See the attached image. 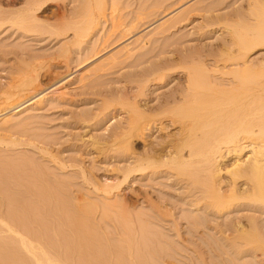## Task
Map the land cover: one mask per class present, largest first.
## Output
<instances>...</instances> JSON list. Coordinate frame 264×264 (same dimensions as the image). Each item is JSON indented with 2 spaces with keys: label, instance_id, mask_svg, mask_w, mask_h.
Returning <instances> with one entry per match:
<instances>
[{
  "label": "bare ground",
  "instance_id": "1",
  "mask_svg": "<svg viewBox=\"0 0 264 264\" xmlns=\"http://www.w3.org/2000/svg\"><path fill=\"white\" fill-rule=\"evenodd\" d=\"M21 1L24 2L22 4L24 6L17 7L18 0H10V8L13 6L16 8L3 10L7 14L5 13V18L0 19V27L8 22L28 29L30 26L36 25L35 21L39 22L36 11L44 10L46 7L44 0V3H39L36 0ZM64 1H56L53 5L54 8H51L53 16H56V20L59 19L58 23L55 22L56 25H51L52 29L56 30L55 38L60 36L63 38L61 39L63 41L60 52L64 60L57 61V65L61 61H65V63L69 61L71 48L74 45H83V42L88 41V37L98 26L100 27V24L110 20V30L114 34L119 32L121 38H126L128 35H132L135 28L138 29L142 25L140 23L149 12L154 11L153 9L157 11L156 8L150 9L149 7L142 11L138 9L136 12L135 10L136 13L134 12L135 15H133V19L130 18L131 22L128 24L129 22L125 21L126 16L125 20L122 19L123 12L120 3L123 2L120 0H73V3L76 1V5L74 4L71 9ZM163 2L164 0L160 3ZM248 7L254 13L259 11L257 16L254 15L256 17L254 19L258 20V24L255 21V26L248 24L247 21L245 23V20L243 22L240 18L235 21L233 19L229 21L225 19V22L221 20L223 22L221 28L228 35L226 41L223 42L225 40L223 39L213 49H206V45L205 49L202 48L203 46L186 48L184 51L174 49L171 50L172 52L170 51L172 53L170 55H163V57L160 54L159 60H154L149 63L148 67L136 72L134 84L130 85L128 80L121 82L122 85L117 90L119 93L117 100H115V96L112 97L113 95L110 98L114 99L109 98L110 100L107 101L104 99L101 110L119 106L118 114L113 111L115 114L113 117L118 115L120 123L116 121L119 125L113 126L116 127L113 130L110 128L111 131H115L111 135L113 138H107L108 142L109 140L112 142L104 143L103 141L106 140L102 139L104 146H100L96 143L101 142L96 139L95 144L99 145L97 148L101 151L107 150L108 153V148L115 147V149H122L120 152L124 150V152H128L126 154L133 155L126 156L129 163L126 161L128 164L125 165V168L123 167V172L121 170L120 177L123 176L122 179L120 178L121 181L116 183L114 180L115 183H111L113 181L105 183V187L100 185L101 182H97V184L99 183L101 187L98 186V188L107 194H105L107 196L105 198L111 200L108 197H112V195H108L113 194V189H120V185L128 183L135 174L148 178L166 177L171 179L172 185L182 190L181 196L183 197L180 198V201L189 206L188 210L191 216L188 223L192 229H200L207 222L206 225L210 230H214V234H219L215 236H219L225 242H230V245L237 246L238 249L239 246L240 249L244 246L248 247L245 251L252 253L250 255H253V260L259 259V257L264 260V224L262 223V228L260 223L256 222L255 218L258 217L256 214L249 218L247 225L242 224L238 218H232L233 221L230 220V224L218 220L222 214L231 213L232 208L239 207L242 203H245L246 205L243 204L245 206L248 205L251 211L264 214V52L260 58L252 56L257 49H264V15H262L264 0H248ZM3 12L0 14L2 15ZM185 17H187V13H181L174 17L167 26L160 25V28L157 27L160 29L158 34L162 32L164 34L168 27L176 26ZM164 23L166 25V22ZM107 41L105 40V44ZM34 56L28 57V59H25L27 56H23L25 58L21 57V59L19 57L17 58L19 62L15 58L18 63L6 72L8 74L5 75L6 79L3 80V76H0V81L3 82L0 83V117H6L12 112L17 113L33 104H41L47 95L58 94L56 97H59V94L63 93L60 92L61 85L65 83L63 79L65 80L69 75L65 76L66 78L53 81L54 83L50 81L52 84L48 87L45 86L47 84L43 82L42 77L46 73L49 74L51 66L54 64L51 60L56 61V59L53 56L50 58ZM86 59L87 57L84 61ZM82 63H84L83 60ZM152 86L155 89L150 90ZM165 87H167L165 90L156 92ZM149 90L150 92H148ZM105 92L110 91L106 90ZM99 107L101 108L100 105ZM82 115H86V113ZM85 119L87 118L85 117ZM11 132L15 133V131ZM24 132L20 133L22 137V134L26 136V132ZM2 133L3 131L0 133V233H4V235H0V264H74V261H77V264H106L105 259H112V257L105 258L107 255L99 250V247L97 248L99 245H97L93 232L89 230L88 234H92L95 239L92 235L90 237L87 234L89 228L85 227L87 224L81 220L84 219L83 215L77 217L78 210H80L77 200H81V196H79L81 193L78 189L77 192L73 190L74 184L71 183L73 179L70 180L72 176L65 175L69 170L64 172V175L70 176L71 182L67 177L66 179L61 178L62 174L58 176V172L54 173V170L61 169L63 171L69 166L77 165L78 167L77 160L71 159L73 163L77 162V164L70 162L69 165L68 158H63L62 155L60 157V154L54 155L56 151H53L55 153L52 154V146L45 142L51 149L46 147L44 139L40 148L44 149L51 158L45 155L46 161L40 164L39 158L30 156L26 150L23 152V149H16L22 145L31 144L28 137L15 136L17 133L14 135L13 133L10 135ZM140 142L144 147L141 150L136 148V144ZM118 151L117 153H119ZM126 154L120 155L123 157ZM47 157L54 166L60 169H53L49 165L52 167V170L51 167L49 170V167L44 164L47 163ZM40 158L42 159V156ZM92 187L94 188V186ZM145 199L147 205L145 204L144 208H149L148 211L144 210L136 215L131 214L126 201H121L123 204L118 203L122 205H120L121 208L117 205L122 217L118 214L116 206L114 207L117 202L112 205L108 204L114 207L118 217H121L120 219L124 218L126 228L135 225L133 228H137L138 233L142 234L140 236L144 237V244L148 243L152 247L157 243L159 246L158 243L163 236L159 235L157 231L155 232L157 229L150 228L158 222H163L166 217L173 218L172 209L176 208L177 203H169L165 198H155L153 195H149ZM110 203L112 202L110 201ZM88 206L92 211V204ZM103 206L104 204L101 207L103 208ZM111 209L113 210V208H110V213ZM88 210L85 209L83 213L89 218ZM105 213L107 214V212ZM205 218L208 221H205ZM178 226L175 224L174 228L179 235ZM106 242L104 243L106 244ZM99 243L101 242L99 241ZM148 244L147 247H149ZM113 245L111 248L114 247ZM167 247H163L164 250ZM169 247L171 248L170 244ZM156 248L153 247L152 251L149 249L150 253H154V256L159 252V249L156 250ZM240 249L236 254L243 253V250ZM223 252L225 254L224 250ZM130 256L132 257V255ZM258 259L255 261L259 263L260 259L259 261ZM107 262L112 263L111 260Z\"/></svg>",
  "mask_w": 264,
  "mask_h": 264
},
{
  "label": "rangeland",
  "instance_id": "2",
  "mask_svg": "<svg viewBox=\"0 0 264 264\" xmlns=\"http://www.w3.org/2000/svg\"><path fill=\"white\" fill-rule=\"evenodd\" d=\"M36 1H38L39 3L45 2L46 7L44 8V10H41L39 12L36 11L37 17L39 18V22L35 21L36 23L35 26L32 27L30 26V28L26 29V28L18 27V25H13L7 22L0 27V76H3V80L6 79V76L8 75L6 72H8L9 69H12L13 65L15 66L19 62V59L17 58L20 57L21 59V57L25 58L27 56V58L25 59H28V57L31 58L35 55L34 57L44 56L45 58L48 57L50 58V56L51 57L53 56L56 59V61L51 60V62L54 64L51 66L50 69L51 72L49 71L50 75L46 73L44 74L45 77L44 76L42 77L43 82L47 84V85L44 84L45 86L48 87L52 83L57 81V79L59 80L66 78L68 75L70 79H68L69 77L65 79L66 81L63 79V82L65 83L61 85L62 91L60 90V92L63 93L59 94V97H56L58 96V94H55L53 96L47 95V97L46 96L44 97L45 98L43 100L44 102H42L41 104H33L29 107L22 109L17 113L12 112L6 115V117L5 116L0 117L1 118L0 131L3 128L2 134H7L6 131H8V133L9 132L11 134L13 133V135L17 133L15 134V136L17 135L20 137H22L20 133H23V131H25L26 136L25 134H22L23 137L24 136L26 138L28 137V139L32 143L22 145L21 147L16 149H21V150L23 149L22 150L23 152H25L26 150L27 154H29L30 156L33 157L35 156V158H39L40 160L39 159L36 160H39L40 164H42L43 161H46L45 159L46 156L51 158L49 155L45 153L46 151L44 149L40 148L41 147L40 144L41 142L43 144L44 139H45L44 143L46 142L47 144H50L52 146L53 149H51V147L47 146V144L45 143L46 147H49L52 150V154L55 153L53 151H56L54 155L60 154V157L62 155L63 158L64 157L66 159L68 158L69 165L71 164L70 162H72V164L75 165L78 162L79 168L77 167V165L76 166L73 165L75 168L73 166H69L63 171L60 168L54 166V164L50 162V159L48 157H47L48 158L47 163L44 164H46L45 166L47 167L51 165L53 169L55 168L60 169L61 173L60 170L57 171L54 170V173L58 172L57 173L59 174L58 176H60L61 174L64 175L66 171L69 170L68 172L69 174L66 173L65 175H71L72 177L70 176L69 177L70 180L73 179V181L71 180L72 181L71 182L69 180V177L65 175L64 176L61 175V178L64 177V179H66L67 177L68 180L72 183V185L74 184V187L72 186L73 190H76L77 192L78 189L79 193H81L79 195L81 196V200L76 199L79 205L78 207L81 210V211L78 210L79 214H77V217L78 216L82 217L83 215L84 219L81 220L85 221V224H87V226H85V224L84 226L89 228L87 230L88 231L87 234L90 233L89 230L93 232V235L95 236L97 241V245H99L97 246V248L99 247L98 249L103 251L104 254L107 255L105 256V258L108 256L110 258L112 257V259H107V258H106L107 260L105 259L106 264H109L107 262L109 260L112 261V263L110 262V264L113 263L139 264L141 263V261H142L141 264H241V263L264 264V262H262L264 260H261L260 257H259L260 259L259 263L255 261L258 258L254 260L252 259L253 255L252 256L250 255L252 253L249 251H245V249L247 250L248 247L244 246V248H242L241 246L242 249H240L239 246V249L241 251L243 250V253L236 254L237 251L239 250L238 247L237 246L234 247V245H230L231 244L230 242L229 243L225 242L219 236H215L219 234H214L215 231L210 230L208 225H206L207 222L205 223V226L201 227L200 229L199 228L197 230L192 229L191 225L188 223V219L191 216V214L189 213L190 211L188 210L189 206L184 205L183 202L180 201V198L183 197L181 196L182 190L179 189L177 186L172 185L171 179H167L166 177L148 178L145 176L142 177L140 175L135 174L133 175V177H131L128 183L120 185L121 187L120 189L119 188L113 189L114 190V191L112 190L113 194L111 193L110 195H108V196L112 195V197H108L111 200H107L106 199L107 196H105L106 193L104 192V190L99 189L98 186L103 187L105 183L107 184L110 183L111 181H113L111 183H115V182L118 183L119 181H121L123 176L122 177L120 176L122 175L125 165L129 163L126 160V156L128 155L132 156L133 154L131 153L126 154L128 152H124V150L123 152H120V150L122 151V149L116 148L117 150H119L118 151L119 153H117L115 147H112L113 149L108 148V153H107V150L101 151L97 148V146L99 145H96V144H100V146H104V143L108 142L109 138H113L111 137V135L115 131L113 132L111 130L116 128L113 126H118L120 123L118 115L117 117H113L115 114H118L117 108L119 109V106H116V108L110 107L107 108L106 110H101V109H102V104H104V99L105 101H107L115 96L114 98L115 100H117L119 96L117 90L122 85L121 82L123 83L128 80L131 83L130 85L134 84L135 83L134 80L137 74L136 72L140 71L144 67H148V65H150L149 63L154 62V60L155 61L159 60L161 55L167 56L172 54L171 50L178 49L184 51L186 50V48L189 49V48L202 47V46H203L202 48H204L206 47V45H207L206 49H213V47L214 48L217 47L222 42L223 39H225L223 40L224 42L228 38L227 33H224L225 31H223V28H221L222 26L221 23L223 24V22H225V19H227L226 21H229L231 19L235 21L236 19L240 18L242 21L245 20V23L247 21L248 24L254 25L255 21L256 22L258 21L255 20L256 19L255 16L258 15L259 11L258 12L256 11V13H254L253 10L250 11L248 9L249 8L248 0H164V2L166 1L165 3L164 2L160 3L163 0H120V2H123L120 3L122 8L121 11L123 12L122 19L125 20L124 18L126 16L125 21L126 23L129 22L128 24H130L131 22L130 18L133 19L134 17L133 15H135L138 9L142 11L146 7H149L150 9L156 8L157 11L153 9L154 11L149 12L148 13L149 17L148 15H146V17L143 19V22L140 23L142 25L140 26V24H138L140 27L138 29L135 28L134 29L135 31L133 30L134 32H132V35L130 34L126 38L125 37L121 38V33L115 32L114 34V32L110 30L111 28L110 20L107 21L106 23L104 22L103 24H100V27L98 26L100 30L98 28L94 30L91 33L92 35L88 37V41L86 40L85 43L83 42V45L80 44L82 46L74 45L76 47L73 46L72 48L74 49L71 48L72 51L70 50L71 52L69 53L70 56L67 54L70 58V60L68 59L69 61H67L69 62L68 65L67 62L65 63V61L63 62L61 61L62 63L60 62L57 65V61L59 62V60H64V57L60 52L61 42L63 41V40L61 41V39L63 38L62 36L57 37V39L55 38L56 30H54V28L52 29L51 25L54 26L55 22L56 23L59 22V19L56 20L57 19L56 16H53V13L51 12V8H54L53 5L55 4L56 1L62 2V0H46V1L44 0V2L43 0L42 2H40V0H36ZM18 2L19 4L18 3L16 4L18 5L17 7L24 6L22 5L24 4V2L22 3L21 0H18ZM64 2L67 3L69 9H71L72 6L74 7V4L76 3V1H74L73 3V0H65ZM0 4H1L0 13L3 12V10L6 11L12 8H16V6L10 8V0H0ZM159 6H163V7L161 8ZM147 9L146 11H148ZM155 11L156 13H154ZM248 11H250L251 13L253 12L254 14H251ZM5 13L6 12H3L2 15L0 14L1 15L0 19H2V17L5 18V15L7 14ZM181 13H187V17H185L186 19L184 18L183 20H180L181 22L180 23L178 22V24L175 23L176 26L175 25L170 26L172 29L168 27L167 32L164 31V34L163 32L158 34V31L160 30L158 28L161 27L160 25L167 26V24L170 23L174 17H176ZM260 15H261V11H260ZM262 15H264V13ZM40 17H42L43 19ZM248 20H250L251 22ZM164 22H166V25ZM256 24H258V22ZM101 29L102 30L105 29V30L102 31ZM70 32L68 33V35L70 34ZM105 40L106 41L108 40L107 44H105ZM107 45L108 47H105ZM257 50L253 53L252 56L253 57L255 56L256 58H260L261 54H263L262 52H264V49L258 51ZM86 57H87L86 59L87 62L84 61ZM15 58L18 60V62L16 61ZM113 58H115L116 60ZM82 60L84 63H82ZM130 79L132 82L130 81ZM50 81L52 83H50ZM0 83L2 84L3 82L0 81ZM166 88L167 87H165L164 89H160L159 91L156 92H161ZM151 89H155L154 86H152L150 90ZM106 90L110 92H105ZM150 90L148 92H150ZM110 96L112 97L110 98ZM99 105L101 106V108L99 107ZM113 111L115 112V114ZM111 112L113 113V115ZM85 113L86 115H82ZM94 113L95 115H93ZM85 117L88 120L85 119ZM102 118L103 119L108 118V119L103 120ZM114 118H116L117 120ZM3 120H6L7 122L4 121L5 122L4 123ZM116 121H119V123H117ZM106 127L109 129H107ZM10 130L15 131V133L11 132ZM18 131L20 132L18 133ZM10 133L7 135H10ZM30 137L31 138L34 137V138L31 139ZM35 139L37 140V142ZM38 139L40 140L38 141ZM102 139L106 141H103ZM95 140L96 141L99 140L98 142L101 143L95 144ZM33 141L36 143H34ZM111 142L112 140L111 141L109 140L108 143ZM141 144L142 142L137 143L136 144L137 146L135 145L136 148L140 150L143 149L144 147ZM33 147L35 148L33 149ZM120 154H126V155H124L125 157L123 156L124 157L123 158L122 155ZM39 156L40 157L42 156V159ZM71 159L75 161L77 160V162L73 163ZM81 165L83 168L81 167ZM89 181H91L92 183H90ZM97 182H101L100 183L101 186L99 185V183L97 184ZM92 186H94V188ZM102 193L104 194V196ZM149 195H153L155 198L163 197L166 199V202L169 203H175V202L177 203L176 208L172 209V214L174 215L173 218L166 217L163 222H158L154 226H151L150 229L152 230L157 229L155 230V232L157 231L159 235L161 234L163 236L161 237L160 242L158 243L159 246H157V243H155V246L153 244L152 247L149 246L148 243H145L146 245L144 244L145 239L143 236H140L142 234L138 233L137 228L136 229L133 228L135 227V225L132 226L131 228H126L125 222L123 221L124 218L120 219L122 217L120 211L122 205L118 204V203L123 204V202L126 201L125 203L129 205L131 214L133 213V215H136V213L138 212L141 211L144 212V210L148 211L149 208L145 209L144 207H146L147 205L145 198L148 197ZM110 201L112 203H110ZM101 202L103 203L101 204ZM108 203L110 205L116 203L114 204V207L116 206L117 208L116 210L118 211V214H120L121 217L120 216L118 217L117 211L114 210V207H111ZM103 204H104L103 206L104 209L101 207ZM243 204L245 203H242V205H240L239 207L238 206L234 207V209L232 208L231 213H225L224 215L222 214L218 220L220 222H226V223L228 222L230 224V220L233 221V219L238 218L240 219L242 224L247 225L250 220L249 218L255 216L256 214L258 216L257 218H255L257 220L256 222H258V224L260 223L259 224L260 226L261 225L263 226L264 214H261L259 212L255 213L254 211L250 210L248 205L245 206L246 204L245 205ZM259 204L262 205L261 203ZM88 205L91 206L93 212L91 211ZM96 205L98 206L96 207ZM117 205L120 208H118ZM110 208H113V210L111 209L112 210L111 213L109 212ZM85 209L86 210L89 209L88 210L89 218L86 217L83 213ZM105 212H107V214ZM102 213L105 215H103ZM88 219H90L91 221L89 220V222H86L88 221ZM96 221L98 222V224ZM205 221H208V219L205 218ZM175 224L179 225L178 226L180 232L179 235L175 231L174 228ZM150 233L152 234V232ZM1 234L4 235V233H0V235ZM88 235L91 237L92 234H88ZM104 235L105 237H103ZM152 235H154V233ZM163 240L165 242L168 241L169 243L168 242L165 243ZM99 241L101 243H99ZM104 242H106V244ZM107 243L109 246L107 245ZM147 244L149 247H147ZM169 244L171 245V248L169 247ZM112 245L114 246L113 247L114 249L111 248ZM126 245H128L129 247ZM153 247L154 249L155 247H157L156 250L159 249V252L161 249L160 253L158 252L155 254L156 256H154V253H150ZM163 247L164 248L167 247V249L164 250ZM149 249L151 251H149ZM221 249L225 251V254H223L224 252ZM229 252L232 253L230 254ZM248 252L249 255L247 254ZM129 254L132 255V257ZM121 259L123 260V262H121L122 261ZM143 259L146 260L143 261ZM74 264H77V261H74Z\"/></svg>",
  "mask_w": 264,
  "mask_h": 264
}]
</instances>
